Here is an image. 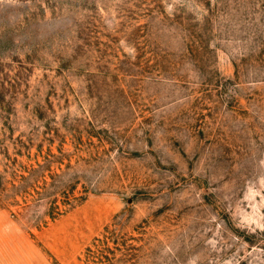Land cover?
<instances>
[{"label": "rangeland", "instance_id": "obj_1", "mask_svg": "<svg viewBox=\"0 0 264 264\" xmlns=\"http://www.w3.org/2000/svg\"><path fill=\"white\" fill-rule=\"evenodd\" d=\"M0 264H264V0H0Z\"/></svg>", "mask_w": 264, "mask_h": 264}]
</instances>
